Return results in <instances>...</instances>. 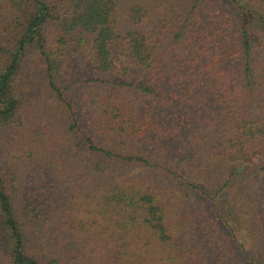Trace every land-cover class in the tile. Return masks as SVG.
<instances>
[{
	"label": "trees",
	"instance_id": "trees-1",
	"mask_svg": "<svg viewBox=\"0 0 264 264\" xmlns=\"http://www.w3.org/2000/svg\"><path fill=\"white\" fill-rule=\"evenodd\" d=\"M31 58L63 113L21 166ZM0 264H264V0H0Z\"/></svg>",
	"mask_w": 264,
	"mask_h": 264
},
{
	"label": "rangeland",
	"instance_id": "rangeland-1",
	"mask_svg": "<svg viewBox=\"0 0 264 264\" xmlns=\"http://www.w3.org/2000/svg\"><path fill=\"white\" fill-rule=\"evenodd\" d=\"M59 36L58 29L54 27L53 24L48 26L45 33V50L48 54L52 55V60L54 61V66L56 68L55 75L58 83L62 87H65L67 82L74 83L76 81H80L83 70H79V65H72L67 58L61 56L60 46L56 42ZM71 48H74V45ZM62 49L65 54L70 53V49L68 47H64ZM28 62L29 63L24 68L17 83L19 88L18 95L19 97H23L24 100L21 106L20 115L24 120L25 134H17V132L12 131L6 135V139H8L9 136H12V140L7 142L3 149L8 152L11 158L20 162L19 164L21 166H25V162L31 161V158L28 157L27 151V147L29 145V132L36 130L33 129L35 126L40 128V125L42 124L44 126L41 128L47 129L48 125H50L55 131H57L58 124L60 125L62 118L61 113H63L61 109H58L54 104L55 101L53 102V100L48 97L43 66H41L34 58L29 59ZM75 70L78 71L77 75L75 74ZM51 120H53L52 124L49 122ZM22 183L25 185V190L39 188L38 185L30 178H27V176L24 177ZM222 201H225V198Z\"/></svg>",
	"mask_w": 264,
	"mask_h": 264
}]
</instances>
